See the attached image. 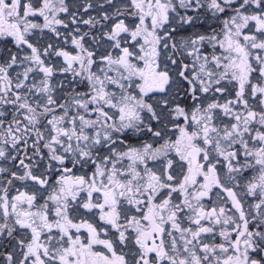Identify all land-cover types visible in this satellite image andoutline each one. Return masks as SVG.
I'll return each instance as SVG.
<instances>
[{
  "label": "snow or ice",
  "instance_id": "6c2138e0",
  "mask_svg": "<svg viewBox=\"0 0 264 264\" xmlns=\"http://www.w3.org/2000/svg\"><path fill=\"white\" fill-rule=\"evenodd\" d=\"M0 264H264V0H0Z\"/></svg>",
  "mask_w": 264,
  "mask_h": 264
}]
</instances>
